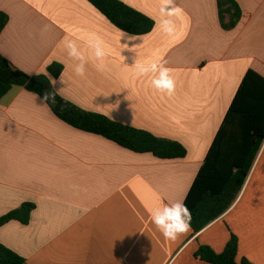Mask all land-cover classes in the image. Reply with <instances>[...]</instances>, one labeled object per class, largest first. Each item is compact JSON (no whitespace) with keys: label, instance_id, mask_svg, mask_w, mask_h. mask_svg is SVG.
Returning <instances> with one entry per match:
<instances>
[{"label":"crops","instance_id":"obj_1","mask_svg":"<svg viewBox=\"0 0 264 264\" xmlns=\"http://www.w3.org/2000/svg\"><path fill=\"white\" fill-rule=\"evenodd\" d=\"M122 1L153 20L150 34H126L87 0H0L8 15L0 54L14 69L49 77L81 110L177 142L186 157L160 160L78 131L13 87L0 101V218L27 203L35 209L27 224L0 227V243L27 264H208L198 249L220 254L234 236L238 262L264 264V142L237 201L210 226L172 241L151 219L185 202L248 71L264 78V0H235L242 18L230 31L219 0H175L182 12L172 37L158 26L159 0ZM88 37L108 55L103 70L90 59L81 77L64 41L88 55ZM152 62L173 70V95L136 75L137 64Z\"/></svg>","mask_w":264,"mask_h":264},{"label":"trees","instance_id":"obj_2","mask_svg":"<svg viewBox=\"0 0 264 264\" xmlns=\"http://www.w3.org/2000/svg\"><path fill=\"white\" fill-rule=\"evenodd\" d=\"M118 29L133 36L150 34L155 23L148 16L127 6L122 0H87ZM235 0H219L221 26L230 31L241 21ZM8 15L0 13V36L8 23ZM229 17V22L227 18ZM49 73L59 77L62 68L49 67ZM22 87L41 99L45 92H55L47 76H30L14 69L0 54V101L13 88ZM55 117L89 134L98 135L123 149L152 154L160 160L183 159L185 147L151 133L111 121L97 113L81 110L77 105L56 93V103L46 102ZM264 142V78L248 71L222 126L215 137L196 180L184 204L191 212V229L195 234L218 220L235 204L246 183ZM35 207L29 203L0 218V227L17 221L27 224ZM239 242L232 236L225 250L217 254L202 245L195 257L208 264H253L247 259L237 261ZM0 264H27L26 260L0 243Z\"/></svg>","mask_w":264,"mask_h":264},{"label":"clouds","instance_id":"obj_3","mask_svg":"<svg viewBox=\"0 0 264 264\" xmlns=\"http://www.w3.org/2000/svg\"><path fill=\"white\" fill-rule=\"evenodd\" d=\"M160 19L158 26L161 32L169 37L174 36L176 24L173 17L181 14L175 0H159ZM134 39V37H130ZM87 47L88 55L81 50L75 40L66 39L64 48L67 55L74 61L73 71L77 76H84L88 61H96L97 70H103L104 60L108 55L102 41L99 38L88 37ZM172 69L166 67L163 63H141L136 65V75L138 77L149 76L150 85L162 94L171 96L175 92L176 80L172 74ZM62 80V79H61ZM51 101L56 103L55 92H45L42 97V103ZM191 212L183 201H175L157 208L152 214V223L162 236L167 240L175 241L180 236L187 234L191 230Z\"/></svg>","mask_w":264,"mask_h":264}]
</instances>
